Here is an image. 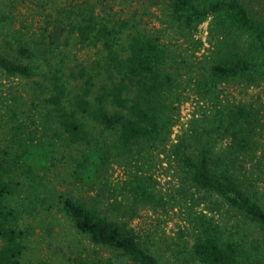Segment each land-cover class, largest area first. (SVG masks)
I'll use <instances>...</instances> for the list:
<instances>
[{
    "label": "trees",
    "instance_id": "1",
    "mask_svg": "<svg viewBox=\"0 0 264 264\" xmlns=\"http://www.w3.org/2000/svg\"><path fill=\"white\" fill-rule=\"evenodd\" d=\"M0 1H9L0 4V74L31 84L29 101L15 86L0 91V264H28L37 239L64 264H162L130 223L165 203L157 154L177 163L179 193L200 192L239 218L233 232L191 211L190 264H264V190L243 175L264 148L263 109L230 101L222 87L260 84L264 95V13L245 0H138L130 9L118 0ZM19 3L31 9L16 27ZM154 6L182 35L209 21L215 49L198 74L184 75L186 59L147 26ZM76 45L96 57L66 63ZM191 97L207 109L171 143ZM62 159L67 184L52 190L48 174ZM115 166L124 175L112 181ZM61 217L109 256H70L53 236Z\"/></svg>",
    "mask_w": 264,
    "mask_h": 264
},
{
    "label": "rangeland",
    "instance_id": "2",
    "mask_svg": "<svg viewBox=\"0 0 264 264\" xmlns=\"http://www.w3.org/2000/svg\"><path fill=\"white\" fill-rule=\"evenodd\" d=\"M250 6L264 13V0H245ZM9 1L0 4H8ZM138 0H118L116 4L123 5L126 9L137 6ZM108 3V1H107ZM121 5H116L118 10ZM14 10V19H17L15 25L19 26L18 19H21L22 13L28 12L31 8L26 5L18 4ZM160 6H154L147 15L146 22L149 28L159 29L161 40L172 50L181 54L186 59V68L184 75H196L200 69L201 63H206L215 49L213 41L210 39L209 21L203 22L193 31L180 34L176 23L169 21L167 14L162 12ZM38 23L42 21L36 18ZM66 63L74 61H83L89 63L96 57V50L92 47L80 45L71 46L66 49ZM201 61V62H200ZM191 65V66H190ZM201 67V66H200ZM30 81L21 78L6 77L0 74V91L6 90L8 86H15L21 94L29 101L31 98ZM227 99L232 102H254L260 105L264 114V95L260 84L247 85L241 81H230L222 83ZM207 109V105L195 97L184 101L180 108V119L174 127L170 142H176L189 122L195 118H200ZM264 147V131L260 139ZM227 144V140L223 142ZM264 148H259L253 161L245 164L243 175L253 184V188L264 190V165L256 164ZM59 155L58 158H62ZM62 159L58 161V166H53L48 174L50 189L64 190L67 178V162ZM65 166V167H64ZM153 176L157 180V186L160 195L165 203L157 207H147L142 209L139 214L130 220L131 225L138 232L146 245L157 254L162 264H190L187 260V248L192 243V224L190 222L191 211H204L213 216L215 220L225 229L236 232L239 218L233 212H226L224 209H215L210 201H205V197L197 192L195 196L189 193H179L181 186L180 173L178 165L174 161L166 158L163 154H157L156 164L152 170ZM124 175V170L120 166H115L112 170L111 180L116 181ZM200 202V203H199ZM216 205V204H215ZM256 236V231L252 229L241 230V233ZM55 240L69 250V255L77 257L80 254L89 256H109L108 252L98 250L75 231L71 223L64 217L57 221L53 232ZM253 238V237H252ZM28 264H64L60 258L51 255L47 250L46 244L42 239L32 242V249L29 251Z\"/></svg>",
    "mask_w": 264,
    "mask_h": 264
}]
</instances>
